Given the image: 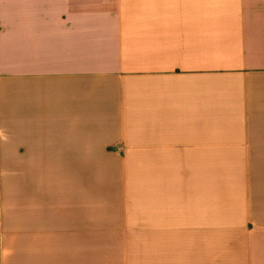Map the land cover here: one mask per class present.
<instances>
[{"label": "crops", "instance_id": "obj_1", "mask_svg": "<svg viewBox=\"0 0 264 264\" xmlns=\"http://www.w3.org/2000/svg\"><path fill=\"white\" fill-rule=\"evenodd\" d=\"M0 264H264V0H0Z\"/></svg>", "mask_w": 264, "mask_h": 264}]
</instances>
